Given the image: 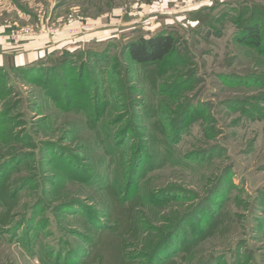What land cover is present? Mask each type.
<instances>
[{
  "label": "rangeland",
  "instance_id": "1",
  "mask_svg": "<svg viewBox=\"0 0 264 264\" xmlns=\"http://www.w3.org/2000/svg\"><path fill=\"white\" fill-rule=\"evenodd\" d=\"M38 22L83 54L0 72V264H264V0H0Z\"/></svg>",
  "mask_w": 264,
  "mask_h": 264
},
{
  "label": "trees",
  "instance_id": "2",
  "mask_svg": "<svg viewBox=\"0 0 264 264\" xmlns=\"http://www.w3.org/2000/svg\"><path fill=\"white\" fill-rule=\"evenodd\" d=\"M220 2H224L226 0H219ZM198 20L202 23H206L208 20V17H201L200 15L197 16ZM252 21V20H251ZM242 34L240 33L239 36H241L242 43L253 45L260 50L264 51V40H262V32L259 30L258 26L255 25H247L243 29H241ZM125 34V33H124ZM133 36V34H132ZM176 36L174 32L171 30H160L157 34H155L153 37L146 39L145 37L141 38H135V37H129L128 42L123 46V52L128 53L129 57L137 62V63H156L164 61L168 56H170L173 52L174 43L176 41ZM130 40V41H129ZM62 50V51H61ZM98 51H94L95 56L97 55H103V52L100 51V49H97ZM55 51L53 50L50 52H47L43 56L38 57L33 62L27 63L26 65H19L16 62L14 55H4L3 64H0V72H3L5 69H12V70H22L24 66L31 65V67H24L28 71L31 69H36L39 73L42 75L43 72H46V74L50 73L51 71H55L54 69L59 68H65L67 63L69 62V57L72 55L75 56V54H78L79 52L83 54L82 50L77 49L75 51H70L67 48L60 49L61 53L58 55L55 54ZM100 52H102L100 54ZM51 60L54 62L53 65L46 66L45 63L48 60ZM78 61V60H77ZM75 63V61H73ZM42 64V65H38ZM78 63H76L77 65ZM85 64V62L83 63ZM38 66L39 69L33 67ZM85 68V65H83ZM81 66V75H84V68ZM67 68V67H66ZM70 104V103H69ZM68 105V102H67ZM99 107V106H98ZM97 107L96 111L99 112V108ZM6 112H9V109L6 110ZM5 112V115L7 114ZM3 124L6 123V121L2 122ZM14 134V131H13ZM186 215V214H185ZM183 215V216H185ZM182 220V219H181ZM179 221L174 222V225L180 226ZM155 255L151 256V259L154 260ZM156 259V258H155Z\"/></svg>",
  "mask_w": 264,
  "mask_h": 264
},
{
  "label": "crops",
  "instance_id": "3",
  "mask_svg": "<svg viewBox=\"0 0 264 264\" xmlns=\"http://www.w3.org/2000/svg\"><path fill=\"white\" fill-rule=\"evenodd\" d=\"M43 22V21H41ZM38 22L37 25L31 27L30 31H26L27 34L21 39L22 42L14 44L9 39V32L13 29V26H6V28L0 32V64L3 63L4 55H14L17 64H26L35 61L38 57L43 56L47 52L58 50L60 48H67L71 50L73 47H77L78 42L82 39L69 40L62 31L58 33V38L52 36L51 32L47 30V27ZM2 61V62H1Z\"/></svg>",
  "mask_w": 264,
  "mask_h": 264
},
{
  "label": "built area",
  "instance_id": "4",
  "mask_svg": "<svg viewBox=\"0 0 264 264\" xmlns=\"http://www.w3.org/2000/svg\"><path fill=\"white\" fill-rule=\"evenodd\" d=\"M13 40V39H12ZM14 41V40H13ZM14 42H18L17 40H15Z\"/></svg>",
  "mask_w": 264,
  "mask_h": 264
}]
</instances>
